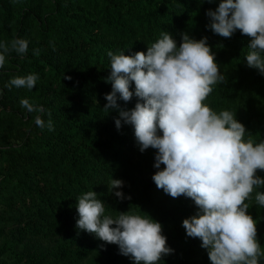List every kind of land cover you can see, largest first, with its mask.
<instances>
[{
    "label": "trees",
    "instance_id": "1",
    "mask_svg": "<svg viewBox=\"0 0 264 264\" xmlns=\"http://www.w3.org/2000/svg\"><path fill=\"white\" fill-rule=\"evenodd\" d=\"M218 3L0 0V40L9 46L16 37L29 40L26 54L10 50L0 68V264H134L117 243L75 226L77 197L91 189L113 215L130 209L162 223L174 251L159 264H213L201 238L188 236L183 225L198 205L191 197H173L157 187L158 149L140 151L134 126L125 123L118 129V110L104 106L105 93L112 90L106 79L109 50L146 52L165 30L178 43L183 32L197 39L207 36L226 82L213 85L205 103L216 111L236 112L246 125L245 139L264 140V73L247 63L248 34L237 29L225 37L207 26V10ZM30 72L39 74L32 89L8 86L14 76ZM23 98L43 105L45 112H29ZM137 99L133 95L118 103L131 108ZM37 115L46 124L51 119L54 127L38 126ZM257 174L264 176V169ZM111 177L124 181L122 190L130 199L109 192ZM255 194L245 202L264 247V205Z\"/></svg>",
    "mask_w": 264,
    "mask_h": 264
},
{
    "label": "clouds",
    "instance_id": "2",
    "mask_svg": "<svg viewBox=\"0 0 264 264\" xmlns=\"http://www.w3.org/2000/svg\"><path fill=\"white\" fill-rule=\"evenodd\" d=\"M207 15L211 18L207 26L215 33L230 37L239 29L251 37L247 63L264 73V0H219ZM207 41V36L197 39L183 32L178 43L165 30L148 44L146 52L109 50L111 72L106 79L112 90L105 93L104 108L118 110L114 117L118 129L125 123L134 126L140 151L150 146L158 149V170L153 174L157 187L173 197H191L198 205L183 225L188 236L201 238L213 264H261L264 247L257 237V220L247 211L245 201L255 191L257 203L264 205V176L257 174V169H264V140L245 139L246 125L236 118V112L216 111L205 103L213 85L226 82ZM28 46L24 37L14 38L10 46L0 40V68L6 53L14 50L23 55ZM38 80L39 74L30 72L14 76L8 86L32 89ZM133 95L138 97L134 107L118 103ZM21 104L29 112H45L43 105L28 98ZM35 123L50 130L54 127L42 115L35 117ZM162 163L165 167L160 168ZM123 184L121 178L111 177L108 190L121 200L130 199ZM76 207L77 229L117 243L134 264H159L174 251L162 223L150 214L128 209L113 215L93 189L77 197Z\"/></svg>",
    "mask_w": 264,
    "mask_h": 264
}]
</instances>
